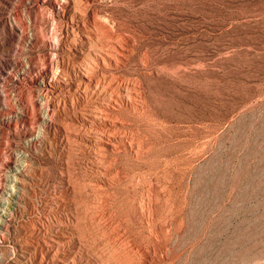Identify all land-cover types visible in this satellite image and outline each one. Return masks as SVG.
Here are the masks:
<instances>
[{
	"label": "rangeland",
	"instance_id": "rangeland-1",
	"mask_svg": "<svg viewBox=\"0 0 264 264\" xmlns=\"http://www.w3.org/2000/svg\"><path fill=\"white\" fill-rule=\"evenodd\" d=\"M14 1L0 57L29 64L0 87V186L14 160L25 173L0 264H264V0H100L134 44L90 84L60 77L59 104L100 119L71 133L41 121L40 86L87 56L45 42L60 33L44 2Z\"/></svg>",
	"mask_w": 264,
	"mask_h": 264
},
{
	"label": "bare ground",
	"instance_id": "bare-ground-1",
	"mask_svg": "<svg viewBox=\"0 0 264 264\" xmlns=\"http://www.w3.org/2000/svg\"><path fill=\"white\" fill-rule=\"evenodd\" d=\"M41 1L44 2L49 8L51 18L58 22V31L60 33V38L58 41L47 39L45 42H49L50 44L54 45L55 49H60L61 52L66 53L67 55H69L71 52L77 51V53L81 56H87L85 58V64L82 67L83 70L79 69L74 64L66 63L62 59V56L60 57V63L58 64L59 67L55 71L44 70V75L47 76L48 72H50V76L51 74H55V78L52 79L49 76L47 80H42V86H40L41 93L43 94V101L47 103L44 113L40 117L41 121L47 126H53L54 129L58 128L60 130H65L68 124L72 125L75 121L80 123L81 127H85L87 123L89 125H97L100 123V119L95 120V117L98 116L93 115V120H86L80 111L77 113L72 109H65L59 104V90L63 86L61 83H71V80L61 81L60 77L62 75L71 74L74 75V80L78 86L90 84L93 79L92 74L100 70V67L107 66L109 64L116 66L128 56V54L132 51L134 44L133 40L129 39V36L124 34L125 28L123 27V24L118 23L115 19H111L110 15L103 13L101 10L102 7H98L100 0ZM0 4V9H3L13 6L15 1L0 0ZM100 16L102 17V20L104 18L103 21L99 20ZM94 30H96V32L93 38L89 39V46L86 47L83 44V38H87L88 40L89 36L94 32ZM26 38L28 41H34L37 39L35 36H27ZM14 45L20 48V45L16 44V42ZM91 46H93V48H91ZM144 55H146V53ZM45 57L48 62H51L52 57L50 55H45ZM24 63L26 62H15L10 59L7 54H3V56L0 57V87L4 88L9 84L20 86L22 83L23 74L17 73L19 72L17 70L13 71L15 70L13 68L15 66L26 67L27 64H29L27 63L22 65ZM97 64H99V66ZM95 66H98V68L95 69ZM170 71H172V69ZM0 93L1 95L3 94L1 91ZM120 97V102L123 104L132 106L135 103L134 100L136 98H131V93L129 90H126L124 93H122ZM1 98L2 97H0V108L4 110L5 108H8V104L4 99ZM50 100L52 101L51 103H49ZM111 108L112 106L108 107L107 109L110 110ZM65 131L71 133L68 128ZM73 135L75 136L73 138L79 139L80 142L86 146H94L96 149L103 148V144L99 140L89 139L84 132H76ZM7 168L8 169L4 177V183L0 186V246L5 241H3L1 237V231L2 229H7L9 216L11 215L12 210L16 208V199L20 197L21 189H19V184L23 181L22 175L25 173V163H20L16 159L11 162ZM82 177L84 179V183L85 181L90 183L89 172H84ZM253 178L256 181V187H264V169L260 178ZM83 182L80 183V185L83 184ZM2 195H5L6 197L3 198ZM6 201L7 205L4 203ZM45 239L48 240L43 241L46 248L50 240L46 237ZM26 252H28V250ZM64 259L66 260L65 257ZM39 264H43L42 261H39Z\"/></svg>",
	"mask_w": 264,
	"mask_h": 264
}]
</instances>
